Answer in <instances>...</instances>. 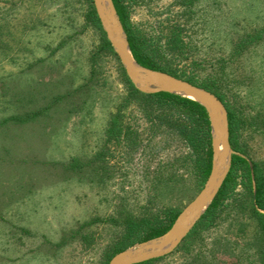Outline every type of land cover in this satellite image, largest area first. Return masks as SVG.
I'll return each instance as SVG.
<instances>
[{"label": "rangeland", "instance_id": "1", "mask_svg": "<svg viewBox=\"0 0 264 264\" xmlns=\"http://www.w3.org/2000/svg\"><path fill=\"white\" fill-rule=\"evenodd\" d=\"M118 3L155 49L176 34L219 50L215 84L236 125L230 166L232 155L244 158L252 184L250 196L246 170L234 167L218 218L190 234L198 219L151 264H264L249 204L254 163L264 175V0ZM92 8L93 0H0V264H108L130 220L177 217L208 177L200 149L151 127L129 99ZM198 55L202 66L188 74L202 87L213 70ZM117 115L130 129L107 140Z\"/></svg>", "mask_w": 264, "mask_h": 264}, {"label": "trees", "instance_id": "2", "mask_svg": "<svg viewBox=\"0 0 264 264\" xmlns=\"http://www.w3.org/2000/svg\"><path fill=\"white\" fill-rule=\"evenodd\" d=\"M117 14L123 24L126 38L129 44L131 54L135 61L143 67L165 71L176 77H183V79L190 83L198 85V82L188 74L197 70V67L202 66L201 57L198 53L208 56V64L205 66L210 68L212 71V80L208 79L207 82H203L200 85L206 89L212 91L221 101H224V94L219 91V85L215 84L217 80L219 69L217 65L220 60L219 50H215L211 45L209 54L201 46H194L190 41L181 39L176 34H172L171 37L164 41V47H151L146 43L145 39L136 34L128 25L124 15V11L118 0H112ZM91 15L94 16V20L99 24V19L96 15L94 8L90 11ZM104 46L110 47L109 42L105 39ZM196 53V55H194ZM215 53V54H214ZM213 56V57H212ZM184 61L181 62V60ZM213 63H216L213 65ZM213 66V67H212ZM219 80V79H218ZM127 95L129 99H133L138 108H140L143 116L147 122L151 124V127L157 129L162 127L167 129L169 132L176 133L180 139H182L189 149L202 151V177H206L211 167V136H210V122L207 111L203 105L199 102L194 101L190 98L183 97L181 95L169 92H155V93H143L133 86V84L127 78ZM128 101V98L126 99ZM156 112V114H154ZM229 121V142L232 148L236 149L234 145V133L236 125H234V118L231 113H228ZM120 116H115L109 127L105 129V135L107 140L117 138L120 135V131L124 128L125 134L130 126L122 123ZM123 124V125H122ZM128 127V128H126ZM130 138V137H129ZM242 164L246 170L248 190L251 196L252 184L249 172V166L246 160L238 155L231 156V166L226 177L223 180L221 187L216 193L214 199L199 218L197 223L193 227L192 234L198 231L200 228H204L206 225L214 222L215 218H218L226 197V186L233 180V169L234 167ZM253 182H254V196L250 204L251 215L259 222L261 230L264 234V175L258 169L256 163L253 164ZM260 209L263 212H260ZM177 213H174L168 217L166 222L155 223L147 217H141L139 220H130L127 229V233L124 236V242L121 245H117L112 250L111 255L125 249L135 242L145 241L151 238H155L165 231H167L172 222L174 221ZM128 221V220H126ZM189 234V235H190ZM156 259L147 260L136 264H151V261Z\"/></svg>", "mask_w": 264, "mask_h": 264}, {"label": "water", "instance_id": "3", "mask_svg": "<svg viewBox=\"0 0 264 264\" xmlns=\"http://www.w3.org/2000/svg\"><path fill=\"white\" fill-rule=\"evenodd\" d=\"M93 3L106 37L134 87L143 93L163 91L197 101L205 107L210 122L211 167L200 192L178 214L166 232L116 253L108 262V264H136L172 252L214 199L230 166L232 153L227 112L213 92L165 71L140 66L131 54L113 1L93 0ZM219 144H222L221 150Z\"/></svg>", "mask_w": 264, "mask_h": 264}, {"label": "bare ground", "instance_id": "4", "mask_svg": "<svg viewBox=\"0 0 264 264\" xmlns=\"http://www.w3.org/2000/svg\"><path fill=\"white\" fill-rule=\"evenodd\" d=\"M221 148H222V144H219V150H221Z\"/></svg>", "mask_w": 264, "mask_h": 264}]
</instances>
